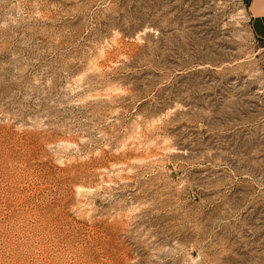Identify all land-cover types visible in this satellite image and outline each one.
<instances>
[{"label":"rangeland","instance_id":"rangeland-1","mask_svg":"<svg viewBox=\"0 0 264 264\" xmlns=\"http://www.w3.org/2000/svg\"><path fill=\"white\" fill-rule=\"evenodd\" d=\"M250 1L0 0V264H264Z\"/></svg>","mask_w":264,"mask_h":264},{"label":"crops","instance_id":"crops-1","mask_svg":"<svg viewBox=\"0 0 264 264\" xmlns=\"http://www.w3.org/2000/svg\"><path fill=\"white\" fill-rule=\"evenodd\" d=\"M250 27L253 35L264 41V0H251L249 5Z\"/></svg>","mask_w":264,"mask_h":264}]
</instances>
